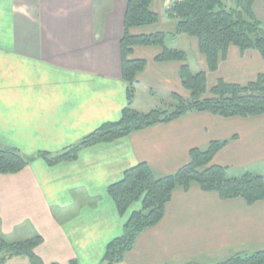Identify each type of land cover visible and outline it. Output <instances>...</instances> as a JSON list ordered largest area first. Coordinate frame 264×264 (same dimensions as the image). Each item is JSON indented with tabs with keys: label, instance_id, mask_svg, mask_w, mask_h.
Returning <instances> with one entry per match:
<instances>
[{
	"label": "crops",
	"instance_id": "0c3cea01",
	"mask_svg": "<svg viewBox=\"0 0 264 264\" xmlns=\"http://www.w3.org/2000/svg\"><path fill=\"white\" fill-rule=\"evenodd\" d=\"M129 1L0 0L1 145L31 157L57 154L102 124L121 119L127 106L121 39ZM152 8L160 22L134 27V34L162 32L167 47L183 51L192 40L201 54L196 38L176 34L177 20L168 18L165 0H153ZM253 9L264 26V0H255ZM169 36L182 42L168 44ZM162 50L139 45L132 52L134 59L146 61L132 105L142 113L153 109L150 99L140 101L147 90L165 102L173 94L189 97L179 76L183 63L157 61ZM201 61L210 88L218 79L246 85L264 75V58L256 49L230 46L214 73L205 58ZM224 140L228 143L214 164L227 167L232 176L264 177V113L224 117L192 111L83 148L72 161L51 166L36 158L19 173L0 174V234L21 235L25 228V238L14 241L40 234L43 243L36 253L46 264H107L106 248L124 233L132 210L120 215L109 186L141 162L158 177L176 173L189 163L192 149ZM56 210L67 215L60 219ZM263 249L264 199L254 204L224 199L193 184L174 191L161 222L140 233L118 264H211ZM18 258L24 257L7 264Z\"/></svg>",
	"mask_w": 264,
	"mask_h": 264
},
{
	"label": "trees",
	"instance_id": "16d2710c",
	"mask_svg": "<svg viewBox=\"0 0 264 264\" xmlns=\"http://www.w3.org/2000/svg\"><path fill=\"white\" fill-rule=\"evenodd\" d=\"M254 1L236 0L235 6L230 8L226 0H165L168 18L177 20L176 34L197 39L199 52L206 59L208 71L213 73L218 70L220 61L227 57L232 45L241 51L256 49L264 58V27L254 12ZM152 3L153 0H130L128 3L121 39L127 106L121 119L102 124L78 143L57 154L42 151L31 157L14 147L0 144V174L19 173L36 158L44 159L51 166L72 161L78 158L83 148L111 142L158 123L171 122L192 111H208L224 117H249L264 113L263 74L246 85L218 79L210 88L207 71L193 72L187 52L167 47L164 33L134 34V27L160 22ZM139 45L161 46L163 50L157 61L183 63L179 76L189 97L173 94V110L156 107L142 113L132 107L137 91V76L146 67L145 60L132 57L134 47ZM227 143L228 140L214 141L204 149H192L188 164L176 173L162 177L156 176L148 163H138L126 170L120 181L110 185L108 193L120 215L124 216L137 201L141 202V209L133 211L124 225V233L108 244L103 262H121L134 247L140 233L161 222L166 206L178 188L189 190L195 184L204 191L218 193L224 199L243 198L249 204L263 200V176L250 172L229 176L227 167L213 163L215 155ZM42 243L40 234L23 241H9L0 234V264H7L19 256L28 258L30 264H46L36 253V248ZM216 264H264V249L239 252Z\"/></svg>",
	"mask_w": 264,
	"mask_h": 264
},
{
	"label": "rangeland",
	"instance_id": "374dc122",
	"mask_svg": "<svg viewBox=\"0 0 264 264\" xmlns=\"http://www.w3.org/2000/svg\"><path fill=\"white\" fill-rule=\"evenodd\" d=\"M226 4L230 8L234 7L235 4H236V0H226ZM183 37H185L184 39H191V38H189L190 36H183ZM167 40H168V42H167L168 44L175 43L178 40H179L178 42H182V39L180 40V38L177 39V38H173L171 36H169ZM184 46H185V49H186L187 55H188V63L190 64L193 72L197 73L200 70H203V64L204 63L202 64L201 58H202L203 61H204V58L200 56L201 54H199L198 51H197V48L194 47V44H193L192 40H191V42L189 44L185 43ZM150 92H151L150 90H147L146 94L145 93L143 94L144 97H142V95H140L139 96V97H141L140 101L150 99V101H152L150 103L153 104L152 105L153 107H151V108H156V107H163L164 108V107H166V108H168L170 110H173L174 106H173V104H171L172 103L171 101L170 102H165L164 100L161 99V97L159 95L155 94V91L153 92V95L150 96ZM151 97H154V98L151 100ZM233 174H234L233 176H240L238 174V172L237 173L235 172ZM229 176H232L231 173H229ZM130 208H132V210L131 211L128 210L129 211L128 212L129 215H131L133 213V211L141 209V202L140 201L134 202L130 206ZM55 213H56L57 216H59L58 218H60V219L63 218L62 216L67 215V213L64 212V211L62 213H60L59 211L57 212V210H56ZM21 230H20V232H22L21 235H9L8 237H5V238L7 240H9V241H14V240H16L15 238H25L24 236H26L25 235L26 234V230H25V228H23ZM17 236H19V237H17ZM218 260H220V259H218ZM218 260L210 261V262H211V264H216L218 262H221V261H218ZM9 264H30V261L27 258L24 257V258H18V259L12 260Z\"/></svg>",
	"mask_w": 264,
	"mask_h": 264
}]
</instances>
